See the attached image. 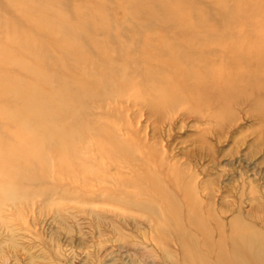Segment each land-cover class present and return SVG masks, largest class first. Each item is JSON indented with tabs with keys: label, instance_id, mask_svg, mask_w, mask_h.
Masks as SVG:
<instances>
[{
	"label": "rangeland",
	"instance_id": "obj_1",
	"mask_svg": "<svg viewBox=\"0 0 264 264\" xmlns=\"http://www.w3.org/2000/svg\"><path fill=\"white\" fill-rule=\"evenodd\" d=\"M255 4L0 0V264H264V77L203 52Z\"/></svg>",
	"mask_w": 264,
	"mask_h": 264
},
{
	"label": "bare ground",
	"instance_id": "obj_2",
	"mask_svg": "<svg viewBox=\"0 0 264 264\" xmlns=\"http://www.w3.org/2000/svg\"><path fill=\"white\" fill-rule=\"evenodd\" d=\"M251 15L250 16H243V18H240L243 20V26L239 27L238 29H236L234 32L231 33H224L223 38L219 41H215V42H210L207 41H203V52L204 51H208L209 55H212L213 53H215V55L219 58L218 55H221L220 57L223 58H227L228 60H222L220 58V63H218V68L220 69V74H218V76L220 77V82L218 83V85H220L221 83L226 84L227 86L232 84V86L229 87H238L239 83L237 81V78L240 77L242 74L247 73V76L252 77L254 79H259L261 77H264V18H261L259 20V22L256 24L254 18H258L259 15H261L262 13H264V6L261 5H257L255 4L254 6H252L251 8ZM255 13H258V16H252ZM247 15V14H244ZM225 31V30H224ZM226 32V31H225ZM220 47L221 48L219 50L215 49L212 50L211 48H216ZM211 49V50H209ZM171 52V51H170ZM172 58V56H171ZM217 68V69H218ZM207 72V71H206ZM203 75V74H202ZM231 75L234 76L233 79H231ZM207 76V75H206ZM246 76V75H245ZM244 76V77H245ZM243 77V78H244ZM243 78L241 77V79L243 80ZM248 78V77H247ZM213 79L216 80V77ZM238 80H240L238 78ZM244 80L246 81V79L244 78ZM165 81V80H164ZM168 81V80H167ZM195 81V79H194ZM193 82V81H192ZM197 82V81H196ZM211 82V81H210ZM216 82V81H215ZM243 82V81H242ZM248 82V81H247ZM249 82H251L249 80ZM198 83V82H197ZM182 84V83H181ZM193 85L195 84L194 82L192 83ZM200 84V83H199ZM203 84V83H201ZM221 84V88L222 86L224 87V85ZM246 84V83H244ZM167 85V84H165ZM173 85V84H172ZM171 85V86H172ZM184 85V84H183ZM182 85V86H183ZM192 85V86H193ZM196 85V84H195ZM198 85V84H197ZM205 85V83H204ZM251 85V84H250ZM178 86V85H177ZM201 85H199L198 87H200ZM211 86V85H210ZM215 86V85H214ZM226 86V87H227ZM243 84L240 87V92L244 93L245 89L244 87H242ZM249 86V85H248ZM181 87V86H180ZM202 87H204L202 85ZM207 87V86H206ZM224 87V89L226 88ZM228 87V88H229ZM168 88V87H167ZM189 89V87H187ZM187 88L183 90H186V94H187ZM190 88H192L190 86ZM197 88V87H196ZM215 88V87H213ZM219 88V87H218ZM253 88V87H252ZM176 89V88H175ZM180 89V88H178ZM182 89V88H181ZM206 89V88H205ZM209 89V88H208ZM227 89V88H226ZM239 89V88H238ZM190 90V89H189ZM197 90V89H196ZM222 90V89H221ZM232 90V89H231ZM166 91V90H165ZM181 91V90H180ZM192 93V91H194V87L193 90H190ZM234 91V89H233ZM208 92V91H207ZM175 93V92H174ZM185 93V91H184ZM195 93V91L193 92ZM198 93V92H197ZM185 94V95H186ZM200 94V93H199ZM204 94V93H203ZM207 94V93H206ZM216 94V93H215ZM240 94V93H238ZM176 95V94H175ZM179 96L176 95V98L173 100L168 101L169 103V107L174 106L177 102L176 100L177 97ZM180 97H184V95H180ZM197 99V97H195ZM183 99V98H182ZM245 99V96H233V94L226 90L225 91H221L218 93V95H216V97H214L213 95H211V97L208 99V102L206 103V105H208V107L210 106L211 109H215L219 107V105H221L223 107V105L225 107H229L231 105H239L241 103V101ZM168 100V99H167ZM207 101V100H206ZM198 102L201 104L202 102L200 101H195L196 104H198ZM155 103V102H154ZM163 104V102H161ZM160 103V105H161ZM203 104V103H202ZM223 104V105H222ZM156 106V105H155ZM163 106V105H162ZM220 106V107H221ZM154 108V107H153ZM165 108V107H164ZM163 108V109H164ZM209 110V109H208ZM219 110V109H218ZM224 111V110H223ZM204 112V111H203ZM206 112V111H205ZM222 113V111H220ZM220 112L215 113L214 115H212V117L214 116V118L216 117H221L220 116ZM227 113V112H225ZM223 115V114H222ZM226 115V114H225ZM229 116V115H228ZM211 117V118H212ZM224 117V116H223ZM213 118V119H214ZM222 118V117H221ZM220 118V120H221ZM227 118V117H226ZM225 119V118H224ZM218 120V121H220ZM223 121V118H222ZM232 241V240H230ZM229 241V245L231 244V248L229 247V250L232 249L231 253L233 255H235V250L237 248H234L232 246L233 243H230ZM234 243H236L234 241ZM259 243V242H258ZM261 243V242H260ZM259 243V244H260ZM251 244V243H250ZM249 244V245H250ZM255 246H257V243H254ZM262 244V243H261ZM235 245V244H234ZM253 245V244H252ZM263 245V244H262ZM236 246V245H235ZM251 246V245H250ZM261 247V246H260ZM262 248V247H261ZM187 251V250H186ZM185 254V253H184ZM190 255H192L190 253ZM186 256V255H185ZM201 257V256H199ZM191 258V256H190ZM201 259V258H200ZM186 260V259H185ZM202 263V261H200ZM190 264L192 263L191 261L189 262ZM188 263V264H189ZM203 264V263H202Z\"/></svg>",
	"mask_w": 264,
	"mask_h": 264
}]
</instances>
